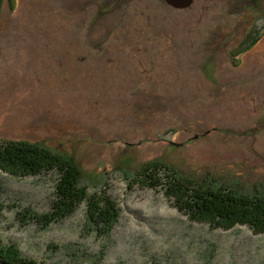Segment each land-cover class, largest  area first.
Returning <instances> with one entry per match:
<instances>
[{
    "label": "rangeland",
    "instance_id": "obj_1",
    "mask_svg": "<svg viewBox=\"0 0 264 264\" xmlns=\"http://www.w3.org/2000/svg\"><path fill=\"white\" fill-rule=\"evenodd\" d=\"M4 140L72 158L119 212L107 240L83 205L20 220L49 212L58 173L0 171V239L32 264H264V225L192 221L136 174L162 161L264 195V0H0Z\"/></svg>",
    "mask_w": 264,
    "mask_h": 264
},
{
    "label": "trees",
    "instance_id": "obj_2",
    "mask_svg": "<svg viewBox=\"0 0 264 264\" xmlns=\"http://www.w3.org/2000/svg\"><path fill=\"white\" fill-rule=\"evenodd\" d=\"M0 171L14 176L36 175L42 171L58 173L49 212L36 215L25 208L18 219H35L45 227L83 205L85 228L102 240L111 236L119 219L115 202L102 190L90 193L84 187L82 171L72 158L61 159L40 143L4 140L0 143ZM136 174L144 184L160 187L166 196L175 199L178 209L192 221L223 229L236 224H246L252 229L264 225L263 194H244L205 178L186 176L162 161L148 162ZM0 264H32V261L24 257L17 244L4 243L0 239Z\"/></svg>",
    "mask_w": 264,
    "mask_h": 264
},
{
    "label": "water",
    "instance_id": "obj_3",
    "mask_svg": "<svg viewBox=\"0 0 264 264\" xmlns=\"http://www.w3.org/2000/svg\"><path fill=\"white\" fill-rule=\"evenodd\" d=\"M169 4L175 7H184L190 5L193 0H166Z\"/></svg>",
    "mask_w": 264,
    "mask_h": 264
}]
</instances>
